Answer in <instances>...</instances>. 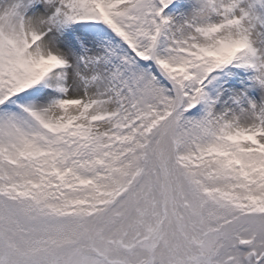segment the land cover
<instances>
[{"label":"snow or ice","instance_id":"snow-or-ice-1","mask_svg":"<svg viewBox=\"0 0 264 264\" xmlns=\"http://www.w3.org/2000/svg\"><path fill=\"white\" fill-rule=\"evenodd\" d=\"M0 264H264V0H0Z\"/></svg>","mask_w":264,"mask_h":264}]
</instances>
